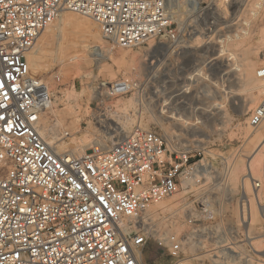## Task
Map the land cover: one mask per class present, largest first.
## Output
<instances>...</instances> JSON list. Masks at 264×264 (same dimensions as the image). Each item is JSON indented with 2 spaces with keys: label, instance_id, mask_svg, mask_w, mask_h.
<instances>
[{
  "label": "built area",
  "instance_id": "2783aa9c",
  "mask_svg": "<svg viewBox=\"0 0 264 264\" xmlns=\"http://www.w3.org/2000/svg\"><path fill=\"white\" fill-rule=\"evenodd\" d=\"M69 11L97 22L112 47L181 37L169 0H0V264H152L151 241L169 264L202 248L203 257L214 254L203 263L264 264V246L256 245L264 240V182L251 169L235 197L190 201L208 172L200 150L157 129L135 124L109 149L80 155L42 137L53 94L29 55ZM256 75L262 97L248 118L253 128L264 124V66ZM96 82L103 105L141 87L130 78ZM181 191L186 196L173 207L147 212Z\"/></svg>",
  "mask_w": 264,
  "mask_h": 264
},
{
  "label": "rangeland",
  "instance_id": "374dc122",
  "mask_svg": "<svg viewBox=\"0 0 264 264\" xmlns=\"http://www.w3.org/2000/svg\"><path fill=\"white\" fill-rule=\"evenodd\" d=\"M169 1L181 35L179 42L152 38L132 47H112L103 39L97 22L70 11L47 28L32 53L39 52L46 34L51 35L47 40L53 38V55L50 53L42 68L31 67L33 74L45 76L53 94V105L43 114L42 122L48 128L51 144L75 155L83 154V149L87 153L94 148L109 149L138 123L157 129L171 139L200 150L199 162L208 172H203V187L190 201L201 194L235 197L248 164L264 141V124L259 128L248 124L252 109L262 97V81L256 71L264 66V0ZM257 2L262 3L260 7H256ZM246 21L250 26L244 24ZM245 27L250 34L235 39L236 32ZM226 36L229 39L221 41ZM60 38L65 39L62 52L57 51ZM231 52L236 55L235 59ZM77 61L86 63L85 73L77 72ZM238 67L253 68V84L259 86L258 100L250 108H245L246 95L254 85L245 82ZM56 72L60 73V81L54 79ZM122 78L141 82L139 91L105 98V105L101 104V90L96 88V81ZM183 89H188L187 93L184 91L186 98L178 96ZM197 105L208 109L201 114ZM162 108L165 112H161ZM172 113L189 115V123L185 125L171 117ZM75 116L81 120L80 128ZM123 118L132 119L127 130L120 123ZM51 124H58L57 128ZM67 131L70 134L66 137ZM254 175L264 182L263 172ZM185 196L181 191L161 203L174 205L173 201ZM161 203L150 206L147 212L166 208ZM228 218L230 222L235 220L234 207H230ZM258 241L256 244L260 247L262 243L263 247V242ZM206 242L201 241L200 248ZM204 254L203 248L192 250L178 264H213L201 261L200 256ZM145 256L152 264L170 263V257L154 241L147 245Z\"/></svg>",
  "mask_w": 264,
  "mask_h": 264
},
{
  "label": "bare ground",
  "instance_id": "6f19581e",
  "mask_svg": "<svg viewBox=\"0 0 264 264\" xmlns=\"http://www.w3.org/2000/svg\"><path fill=\"white\" fill-rule=\"evenodd\" d=\"M262 3L261 2H257L256 3V6L257 5H261ZM254 15H256V12H252ZM245 24L248 26H250V22L249 21H246L245 22ZM82 28V27H81ZM241 30V32L240 33H237L236 32V34L234 35V37H235V39H237V40H240L243 36H245V35H249L250 34V31L248 30V27H245V28H242V29H240ZM88 31V30H87ZM83 32H85V30L83 31ZM48 34V33H47ZM45 36H47V39H50V37H51V35H49V37H48V35H46V34H44ZM54 36H55V34H53ZM56 37V36H55ZM229 37V36H228ZM40 38V37H39ZM40 39H42V38H40ZM45 39V38H44ZM45 40V41H43V42H41V46H40V48H39V52H36V53H31L30 55H29V61H30V65H31V67H33V68H37V69H40V68H42L43 67V63H44V61L47 59V57H50L49 55H53V53H51L52 51H53V49H52V46L53 45H55V44H53V41H52V39L51 40ZM58 40V39H57ZM64 38H60V41H58V45H57V51L58 52H62L63 50H62V48L64 47ZM231 40H234V39H231ZM235 43V42H234ZM239 43V42H238ZM53 47H55V46H53ZM52 50V51H51ZM55 50V49H54ZM223 50V49H222ZM225 50V49H224ZM84 51V50H83ZM51 53V54H50ZM57 54V53H56ZM83 55H84V53H83ZM230 55H231V57H232V59H235L236 58V55L234 54V53H230ZM86 57V56H85ZM54 58V57H53ZM57 58V57H56ZM75 58H77V56H75ZM74 57H73V59H75ZM87 58V57H86ZM89 58V57H88ZM87 58V59H88ZM55 59V58H54ZM82 62V61H81ZM81 62H79V61H77V63H76V66H77V72L79 73V74H82V73H85L86 71H87V69H86V71H85V67H86V63L84 62V65L81 63ZM88 65H89V63H88ZM91 65V64H90ZM236 65V64H235ZM90 67V66H89ZM255 67V66H254ZM238 69L240 70V72H242V74H243V76H244V78L246 79L245 80V82H248V83H250V84H252V85H254L253 83L255 82L254 81V79H253V68H248V67H243V68H240V67H238ZM200 71V70H199ZM76 72V71H75ZM66 73V72H65ZM74 73V72H73ZM90 73V72H89ZM68 74V73H67ZM67 74H65V75H67ZM70 74V73H69ZM198 74V76H202V73L201 72H198L197 73ZM71 75L73 76V74L71 73ZM85 75V74H84ZM87 75V74H86ZM76 76V75H75ZM242 76V75H241ZM243 76L240 78V80L243 78ZM72 78H74V77H72ZM239 79V78H238ZM236 81V80H235ZM238 81V80H237ZM254 81V82H253ZM243 82V81H242ZM238 83V82H237ZM259 88V86L257 87V85L255 86H252V87H250L249 88V90H248V93H247V95H246V104H245V108H250V107H252L253 105H255V103L257 102V100H258V97H259V92L258 91H256L257 89ZM186 91H188V89H183V92L180 94V95H178L179 97H185L186 98V93L185 92ZM179 94V93H178ZM176 99H177V97H176ZM179 99V98H178ZM129 104V103H128ZM200 104L201 105H204V103L202 102V101H200ZM199 106V105H197V109H199V112L201 113V114H203L204 113V111L206 110V109H208L207 107L205 108V107H203V106ZM52 107V106H51ZM50 107V108H51ZM124 107V106H123ZM126 107V106H125ZM129 107V106H128ZM221 107V106H220ZM124 109V108H123ZM163 109V108H162ZM196 109V108H195ZM196 109V110H197ZM53 110V109H52ZM207 111V110H206ZM205 111V112H206ZM53 112V111H52ZM161 112H165V110L163 109V110H161ZM123 115V114H122ZM171 117H174V118H176L178 121H181L182 123H184L185 125L187 124V123H189V120H190V117H188V116H183V115H180L179 113L178 114H174V113H172L171 115H170ZM74 118V117H73ZM123 119H125V120H123L122 122H120L121 123V125H122V127L124 128V130L126 129H129L130 128V126L132 125V119H130V118H123ZM120 120V119H119ZM122 120V119H121ZM80 118L78 117V116H75V122H76V124H77V128H80L81 127V123H80ZM133 121H135V120H133ZM44 122H42V124H41V126H40V128H39V131H40V133H41V135H42V137L49 143V144H51L52 143V141L50 140V138L48 137V132H47V126H45L44 124H43ZM58 125V124H57ZM57 125L56 124H54V125H50V126H54V128H57ZM105 126V125H104ZM75 127V126H74ZM131 129V128H130ZM72 130V129H71ZM68 132V131H67ZM72 132V131H71ZM129 132V131H128ZM70 134V133H69ZM78 144L80 145V146H84V144H82V142H80V141H78ZM52 145V144H51ZM262 145V147L259 149V150H257V152H255V154H254V157L251 159V161H250V167H248L247 166V169H251V171L253 172V174H255V172H258V171H260V172H263L264 173V141H263V144H261ZM83 151V153H85V151H86V149L84 150H82ZM82 154V153H81ZM253 156V155H252ZM251 156V157H252ZM236 169H237V167H236ZM236 169H235V172H236ZM239 170V169H238ZM238 170H237V172H238ZM240 171V170H239ZM236 174V173H235ZM241 174V173H240ZM236 175H239V174H236ZM235 175V176H236ZM163 201H165V200H163ZM163 201H161V202H163ZM161 202H159V203H157V204H160ZM166 202V201H165ZM163 203H161V206H164V207H167V208H170V207H173L174 205H162ZM149 207H148V209H147V211H149ZM259 243H261V242H263V244H264V240L263 241H258ZM258 247H259V245L258 244H256ZM260 247H262V243H261V246ZM259 247V248H260ZM227 252L228 253H230L231 251L230 250H227ZM212 255H214V254H212ZM212 255L211 254H208V255H206L205 257H203V256H200V259L202 260V262L203 261H205L206 260V258L207 259H210V257L212 258ZM218 259V258H217ZM217 259H214V264H224V262L223 261H220V260H217Z\"/></svg>",
  "mask_w": 264,
  "mask_h": 264
}]
</instances>
